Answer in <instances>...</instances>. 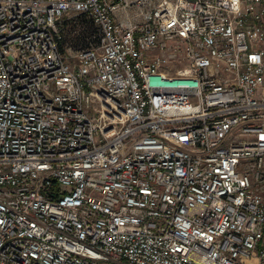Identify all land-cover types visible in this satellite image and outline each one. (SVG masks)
I'll return each instance as SVG.
<instances>
[{
    "label": "built area",
    "instance_id": "obj_1",
    "mask_svg": "<svg viewBox=\"0 0 264 264\" xmlns=\"http://www.w3.org/2000/svg\"><path fill=\"white\" fill-rule=\"evenodd\" d=\"M0 264H264V0H0Z\"/></svg>",
    "mask_w": 264,
    "mask_h": 264
},
{
    "label": "trees",
    "instance_id": "obj_2",
    "mask_svg": "<svg viewBox=\"0 0 264 264\" xmlns=\"http://www.w3.org/2000/svg\"><path fill=\"white\" fill-rule=\"evenodd\" d=\"M95 30L96 27L92 19L87 16L65 19L63 22L61 47L64 49L65 44L73 40L86 43L90 34Z\"/></svg>",
    "mask_w": 264,
    "mask_h": 264
},
{
    "label": "rangeland",
    "instance_id": "obj_3",
    "mask_svg": "<svg viewBox=\"0 0 264 264\" xmlns=\"http://www.w3.org/2000/svg\"><path fill=\"white\" fill-rule=\"evenodd\" d=\"M72 18H74V17H72ZM70 19V18H69ZM82 42L81 41H72V42H68L67 44H66V46H70V45H72V46H75L76 47V45H79V44H81ZM79 47V46H78Z\"/></svg>",
    "mask_w": 264,
    "mask_h": 264
}]
</instances>
